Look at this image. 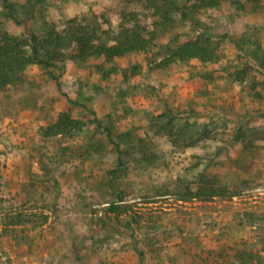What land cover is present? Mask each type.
Instances as JSON below:
<instances>
[{"label":"rangeland","instance_id":"obj_1","mask_svg":"<svg viewBox=\"0 0 264 264\" xmlns=\"http://www.w3.org/2000/svg\"><path fill=\"white\" fill-rule=\"evenodd\" d=\"M144 1L7 0V10L0 0V30L20 36L95 18L116 27ZM193 17L158 30L156 47L112 63L66 61L51 78L30 66L10 90L19 107L3 114L28 109L35 126L0 138V264H214L206 251L217 249L227 264H264V0ZM194 29L211 35L216 62L157 69ZM64 113L83 129L45 137ZM202 126L211 136L191 144L189 129ZM204 180L235 196L181 200ZM108 202L128 208L115 219L103 213ZM184 217L187 240L200 243L186 256L175 229Z\"/></svg>","mask_w":264,"mask_h":264},{"label":"trees","instance_id":"obj_2","mask_svg":"<svg viewBox=\"0 0 264 264\" xmlns=\"http://www.w3.org/2000/svg\"><path fill=\"white\" fill-rule=\"evenodd\" d=\"M258 1L184 0L186 4H180L177 0H145L138 12H121L116 27L107 26V23L95 18L87 22L72 20L63 28L47 26L36 33L27 30L20 36L11 35L0 30V91L8 86L21 84L30 66L36 65L41 72L51 78L52 73L49 70L55 65L66 61H77L80 63L88 58L95 57L103 59L106 63H112L117 58H127L132 54L156 47L158 45L156 41L158 30L164 33L172 29L177 21H194L193 14L198 11L218 10L231 3L253 4ZM2 4L5 9H11L7 0H2ZM197 24L196 22L193 25L196 26ZM190 37L191 39H187L186 42L173 49L168 57L156 65V68L166 69L172 64L189 60H196L201 64L216 62V50L210 44V34H207L205 30L194 29ZM171 123L172 121H168V125ZM83 126V123L71 117L70 114L64 113L59 115L52 124L48 125L44 129L43 134L45 137H69L83 129ZM209 128L208 126H202L198 130L189 129L187 139H194L191 144L205 141L212 133ZM106 132L105 139L107 142L115 146L117 152H120L118 143L111 136V130L106 129ZM182 132L185 134L184 130ZM117 167L118 169L120 168L119 166ZM230 190L228 187L222 186L215 189L210 181L204 180L201 181V185H198L194 191L185 187L184 191L178 193V195L183 201L197 199L201 202H209L216 197L227 196L231 199L235 195ZM107 204L108 206L103 209V213L113 215L115 219L120 215L122 208H128L120 207L114 202H108ZM132 215L134 216L135 214L133 213ZM136 216L139 215L137 214ZM131 219L126 221L125 224L129 225L132 221H136L135 219L131 221ZM188 220L186 217L180 220L183 228L175 227L177 233H183L182 239L185 246H179V251L183 256L189 253L188 250L190 249L188 248H196V246L200 245L196 237L189 240L186 238L184 229L189 224ZM240 223L241 221H237V224ZM194 224L200 226V221L196 218ZM3 225L0 219V227ZM196 228L193 227L192 230ZM210 228L213 229L214 225ZM191 240L193 242H190ZM134 250L140 258L144 256L143 251H138L137 248ZM206 253L209 257H215L214 255H216V261L219 259L224 260V263L215 261L214 264H227L225 262L226 259H224L223 249H217L216 252L207 250ZM154 254H157V252ZM193 255L198 256L197 252ZM240 261L243 260L240 259Z\"/></svg>","mask_w":264,"mask_h":264},{"label":"crops","instance_id":"obj_3","mask_svg":"<svg viewBox=\"0 0 264 264\" xmlns=\"http://www.w3.org/2000/svg\"><path fill=\"white\" fill-rule=\"evenodd\" d=\"M17 85H11L8 86L6 89L0 91V138H2L3 136H5L6 138V131L8 130H15L18 133L19 132H24V133H28L29 131L32 132V127L35 126V123L31 124V120H30V116L32 111L28 110V109H23L21 113H23L24 115H18L17 117L13 116L12 114H3L5 113L6 110L8 109H13V107H19V102L18 101H14L15 97L11 96L10 97V90ZM35 97V96H34ZM33 101L35 102V99H33ZM35 106V104H33ZM37 105V104H36ZM36 108H34L35 110ZM33 110V109H31ZM27 113H29L27 115ZM28 117V119H27ZM5 122V123H4ZM37 128L38 125H36ZM19 160V159H17ZM23 162V161H22ZM19 164H21L19 162ZM22 226V225H21ZM26 225H24L25 227ZM20 227V226H18ZM30 234L32 232H29ZM40 241V240H39ZM39 241L35 242L39 243ZM22 244V242H21ZM22 246L24 247V243L22 244ZM20 259V258H19ZM182 261L185 260L184 258H181ZM33 264H35L34 261H31ZM180 262V261H179ZM177 264H185L184 262L178 263Z\"/></svg>","mask_w":264,"mask_h":264}]
</instances>
